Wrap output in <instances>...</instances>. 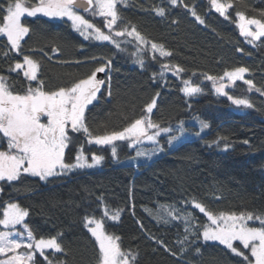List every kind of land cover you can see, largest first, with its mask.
Returning <instances> with one entry per match:
<instances>
[{"label": "trees", "instance_id": "16d2710c", "mask_svg": "<svg viewBox=\"0 0 264 264\" xmlns=\"http://www.w3.org/2000/svg\"><path fill=\"white\" fill-rule=\"evenodd\" d=\"M182 3L189 7L171 6L169 0L118 3L122 19L117 30L134 25L148 41L163 44L172 52L167 58L156 53L153 60L147 46L142 53L143 67L133 55L135 41H122L125 50L121 51L111 43L83 38L66 19L22 18L31 29L21 42L22 54L10 51L6 37L0 35V74L19 94H24L29 85L37 86L23 76L22 70H9L15 62H22L23 55L40 63L38 78L44 80L45 90L69 87L111 60L102 72L103 78L97 76L104 84L85 114L96 133L120 130L140 118L153 98H157V107L151 118L161 127H174L193 117L210 125L207 134L184 139L161 156L142 161L134 160L138 149L128 142H116L114 158L111 146L86 143L83 133L70 131L72 139L65 161L73 162L83 146L86 155L104 157L100 167L47 181L31 175L14 182L0 181V213L7 203H18L28 210L25 223L37 239L62 234L58 239L63 251L45 250L43 256L37 252L32 264H99L98 244L85 226V217L102 219L106 232L121 238L123 250L139 253L137 264H245L242 257L220 243L190 236L192 245L182 246L178 241L186 235L183 221L165 224L156 219L155 212L159 205H171L191 214L196 225H208L206 213L185 204L194 200L215 214L251 212L264 218V37L249 43L241 34L236 15L243 12L248 18L264 20V0H231L233 7L227 15L216 12L210 0ZM6 6V0H0V17L6 14L2 10ZM159 7L165 9V16L156 14L154 9ZM193 7L203 24L192 16ZM81 13L108 31L103 17ZM162 64L179 65L185 71L160 75ZM237 67L249 69L244 79L252 80L255 87L241 80L234 84L227 80L223 81L227 84L225 91L231 97L248 99L251 108L236 106L217 93L219 80L214 83L205 79L209 75L220 77ZM189 79L203 89L200 94L189 97L181 91L182 81ZM0 149L6 150L4 138H0ZM105 205L109 215L111 210L120 209V219L105 217ZM252 224L260 226V221ZM234 246L249 255L239 242ZM182 247H188V251L182 253ZM197 247L199 255L194 251Z\"/></svg>", "mask_w": 264, "mask_h": 264}, {"label": "snow or ice", "instance_id": "6c2138e0", "mask_svg": "<svg viewBox=\"0 0 264 264\" xmlns=\"http://www.w3.org/2000/svg\"><path fill=\"white\" fill-rule=\"evenodd\" d=\"M118 3L124 4L125 0H36L33 4L31 0H6V7L2 10L6 13L0 17V35L6 37L10 45V51L21 53V42L29 36L31 29L22 23V18L36 17L42 14L49 18H67L71 26L85 39L96 41H107L117 49L121 48V42L116 37H132L137 42L136 62L141 67L144 66L142 53L146 51L150 44L153 53L152 59H157L156 53L160 57H170L172 52L165 49L163 44L148 41L133 25L125 26L120 30L116 29L118 22L122 19L118 11ZM211 6L221 15H227L229 8L233 5L231 0L222 3L221 0H210ZM171 6L182 4L188 8V4H183L182 0H169ZM81 11L91 13L92 16L103 17L106 21V29L97 27ZM154 11L159 16H165L163 7L155 8ZM191 14L203 24L204 20L196 14L195 8L191 9ZM239 28L241 34L249 39V43L261 40L264 37V20L247 18L243 12H238ZM251 26H255V30ZM58 51V50H57ZM22 54V53H21ZM7 56V52L4 53ZM95 59V58H94ZM111 65V60H106L105 64L96 68L90 75L71 84L69 87H59L55 90H45V82L38 78L41 65L28 55H23L22 62L17 61L9 69L10 71L22 70L23 76L29 82H37L36 87H29L24 94L16 93L8 78L0 74V138L6 139V150L0 149V181L14 182L20 180L24 175L39 177L42 181L67 175L77 169L93 168L100 165L104 157L92 153L86 155L83 146L78 150L74 162L65 161V149L71 141L69 132L83 133L86 143L99 146H111V155L117 157L116 142H128L130 146L137 147L145 141L156 145L153 151L162 150L158 137L161 132L171 133L170 128H161L160 124L151 118L153 109L157 107V98H153L144 109V115L129 122L120 130H105L102 134L90 129L86 120V110L88 106L97 99V93L103 80L97 79V73L105 71V67ZM162 70L174 71L177 75L185 70L179 65L162 64ZM249 72L246 67H237L231 71H225L222 77L205 76V79L214 83L219 80L216 91L227 96L233 104L239 107L251 108L252 104L248 99L234 98L225 91L227 84L223 83L224 78H228L229 83L234 84L237 80L244 81L250 88L255 85L252 80H245L244 74ZM157 74L154 73L155 78ZM163 75V72L160 73ZM110 80V78H109ZM181 91L187 96L200 94L203 89L194 84L190 79L183 80ZM257 91H259L257 89ZM109 95L111 93L109 92ZM159 94L157 93V97ZM46 117V122L42 118ZM181 126L177 131L182 135L184 129ZM201 130L208 128V124L201 122ZM179 137L169 135L168 142L172 143ZM228 145H225L227 148ZM136 155L146 156L147 152L138 150ZM186 205L193 206L201 213H206L210 224L196 225L191 214H183L179 209L171 205H159L155 212L158 221L165 224L176 220H182L186 235L179 244L191 246L193 241L190 236H195L197 240L218 241L225 245L232 253L243 258L245 264H264V218L259 215L248 213H219L215 214L207 210L202 203L186 201ZM104 216L113 221L120 219V209L111 210L104 206ZM150 214H152L151 210ZM27 209L22 208L18 203H8L0 213V254L8 255L6 260H0V264H32L37 252L44 255L46 249H53L62 252V244L58 237L62 234L50 238L37 239L25 223L28 217ZM260 221V226H250L249 221ZM17 226H21L23 231H18ZM85 226L88 227L91 235L95 238L99 250V264H137L139 253L131 250H123L120 244V237L109 234L105 230L102 219L95 217H85ZM141 227H143L141 225ZM234 242H239L243 249L248 250L249 255L240 251ZM163 244V241H158ZM167 250V246H165ZM23 249V251H20ZM188 251V247H182L181 252ZM196 254H200V248L194 249ZM172 255H176L175 252ZM251 257V259H250ZM47 260V257H44ZM49 264H52L49 261ZM60 264H67L61 261Z\"/></svg>", "mask_w": 264, "mask_h": 264}, {"label": "rangeland", "instance_id": "374dc122", "mask_svg": "<svg viewBox=\"0 0 264 264\" xmlns=\"http://www.w3.org/2000/svg\"><path fill=\"white\" fill-rule=\"evenodd\" d=\"M223 3V2H222ZM213 8V7H212ZM214 9V8H213ZM215 10V9H214ZM81 15H83L82 13H80ZM37 16H43L42 14H38ZM85 16V15H84ZM45 17V16H43ZM246 17V16H245ZM46 18H49V17H46ZM86 18V17H85ZM248 18V17H247ZM49 19H52V20H61V18H49ZM63 19H66L67 18H63ZM87 19V18H86ZM91 21V20H90ZM93 24H95L93 21H91ZM239 23H240V20H239V17H238V27H239ZM96 25V24H95ZM253 28V30H255V26H251ZM240 29V28H239ZM244 36V35H243ZM245 37V36H244ZM84 38V37H83ZM246 38V37H245ZM248 41L250 38H246ZM89 40V39H88ZM91 40H94V39H91ZM120 42L122 41H129V40H134V38L132 37H127V36H124V37H121V40L118 39ZM96 41V40H95ZM98 42H107V41H98ZM136 42V41H135ZM257 42V41H255ZM107 43H110V42H107ZM137 43V42H136ZM149 46L150 48V45H147ZM147 46H145L147 48ZM231 71V70H230ZM164 75L166 74H175L177 75L174 71H162ZM246 74V73H245ZM245 74H244V77H245ZM224 75V74H223ZM222 75V76H223ZM220 76V77H222ZM216 78H219V77H216ZM228 78H224V81H227ZM184 86V85H183ZM183 88V87H182ZM185 94V93H184ZM43 122H46V117L42 118ZM183 124H182V127L184 129V132L183 134L181 135L177 129L181 126V122L179 124H177L176 126L172 127H161V128H170L172 129V132L171 133H164V132H161L160 136L158 137V141H159V145H160V148L162 150H158V151H153V149L156 148V145L153 144L152 142H148V141H145L142 145H138L137 147H132L130 146L131 148H137L138 150H144L145 152L148 153V155L146 156H137L135 157L134 160L136 161H142V160H148V159H154L158 156H161L162 154H164L170 147H172L173 145H175L176 143H179L180 141L184 140V139H188V138H195L197 136H201V135H205L207 134L209 131H210V125L207 121H204L198 117H193V118H190V119H187V120H184L182 121ZM201 122H205L208 124V128L206 129H203L201 130V127H200V124ZM194 127H197V129H195ZM169 135H175V136H178L179 138L175 141H173L172 143H169L168 142V137ZM67 149V148H66ZM65 149V151H66ZM74 162V161H73ZM69 163V162H67ZM72 163V162H71ZM101 165V164H100ZM100 165H97L93 168H86V169H77V170H74L73 172L75 171H78V170H91V169H94L96 167H100ZM69 174V173H68ZM9 203H12V202H9ZM15 203V202H14ZM8 204V203H7ZM6 207V206H5ZM210 222V221H209ZM254 222H259V221H256V220H253V221H249V225L250 226H254L252 223ZM210 224V223H209ZM258 227V226H257ZM17 230L18 231H21L20 228L17 226ZM211 242H215V243H219L218 241H211ZM225 246V245H223ZM226 247V246H225ZM46 250H53V249H46ZM11 255V254H9ZM1 256H4V254H0V260H6L8 258V256L6 257H1Z\"/></svg>", "mask_w": 264, "mask_h": 264}, {"label": "water", "instance_id": "95a60500", "mask_svg": "<svg viewBox=\"0 0 264 264\" xmlns=\"http://www.w3.org/2000/svg\"><path fill=\"white\" fill-rule=\"evenodd\" d=\"M97 76H98L99 79H102L103 78V73H98Z\"/></svg>", "mask_w": 264, "mask_h": 264}]
</instances>
